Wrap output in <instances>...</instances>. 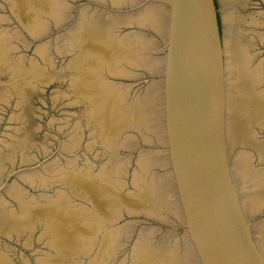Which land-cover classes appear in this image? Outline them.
Returning <instances> with one entry per match:
<instances>
[{"label": "water", "instance_id": "obj_1", "mask_svg": "<svg viewBox=\"0 0 264 264\" xmlns=\"http://www.w3.org/2000/svg\"><path fill=\"white\" fill-rule=\"evenodd\" d=\"M264 212V0H0V264Z\"/></svg>", "mask_w": 264, "mask_h": 264}]
</instances>
